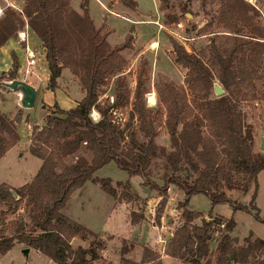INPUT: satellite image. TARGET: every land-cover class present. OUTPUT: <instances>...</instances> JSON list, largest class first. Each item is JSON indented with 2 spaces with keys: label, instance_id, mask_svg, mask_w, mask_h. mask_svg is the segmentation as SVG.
Wrapping results in <instances>:
<instances>
[{
  "label": "trees",
  "instance_id": "obj_1",
  "mask_svg": "<svg viewBox=\"0 0 264 264\" xmlns=\"http://www.w3.org/2000/svg\"><path fill=\"white\" fill-rule=\"evenodd\" d=\"M87 1H81L82 10L78 11L71 0H22L21 11L6 7L0 16V46L26 23L39 36L49 73L47 88L57 86L62 68L67 67L83 90L73 107L61 108L56 102L45 105L44 123L33 126L30 133L29 151L41 159L32 178L18 186L0 182V203L13 209L11 217L5 209L0 210V255L15 243H23L57 264H96L104 238L66 215L63 208L71 193L87 180L98 182L112 196H117V187H121V200L140 199L129 179L116 180L113 185L109 176H97L100 167L114 161L130 176H141L149 190H158L157 221L167 203L169 184L184 191L180 201L183 221L165 242V254L191 264H264V238L251 233L239 242L232 234L236 225L233 216L209 213L197 223L194 220L202 213L189 207L191 194L202 192L212 205L228 202L233 210H246L264 222L255 203L257 174L264 169V156L255 151L253 126L239 106L241 100L257 97L256 80L262 76L264 23L259 8L251 0H215V14L199 30L205 31L213 22L225 30H213L199 51L188 50L169 36L174 61L185 69L183 83L158 72L152 83L157 104L150 106L146 103L151 79L148 59L140 58L133 89L124 72L127 58L122 50L133 42V26L121 43L111 44L107 31L96 26ZM119 1L136 9V0ZM190 2L185 0L180 9H187ZM158 7L165 10L173 3L159 0ZM166 20L178 22L179 16L169 11ZM13 60L8 72L2 71L10 79L18 75L15 55ZM111 77L115 81L112 99L104 103L99 90ZM214 82L223 87V94H213ZM129 104L127 120L113 118L111 113ZM93 109L99 113L96 119L91 115ZM19 114L11 117L0 108V157L20 139L16 129ZM158 114L164 117L169 148L156 141ZM155 156L164 158L162 184L150 175ZM232 188L243 193L252 189L249 201L232 198L227 193ZM18 208L22 213H15ZM129 215L132 224L144 217L143 210H130ZM214 224L219 225L217 237ZM75 235L93 239L88 246H73ZM121 259L124 264H162L161 254L147 246L139 262L124 255Z\"/></svg>",
  "mask_w": 264,
  "mask_h": 264
},
{
  "label": "rangeland",
  "instance_id": "obj_2",
  "mask_svg": "<svg viewBox=\"0 0 264 264\" xmlns=\"http://www.w3.org/2000/svg\"><path fill=\"white\" fill-rule=\"evenodd\" d=\"M0 1L2 2V0ZM10 1L14 2L17 6H21L22 4V0ZM81 1L82 0H71V3L75 8L81 9ZM184 1L185 0H171L173 7L162 10L158 7L159 0H137V9H131L122 4L119 0H112L113 5L110 7L116 13L106 11L98 0L87 1L90 15L96 22H99L102 30L106 31L109 28L111 29L108 35L109 41L112 42L111 44L121 43L126 35L131 32L130 28L133 26V42L130 47L122 50V53L127 58V65L124 68V72L129 87L133 89L135 86V70L139 64V60L142 57L148 59L151 66L150 92H148H153L155 94V102L149 104V93H146V103L150 106H155L157 104V95L152 83L156 80L158 72L166 73L178 84L183 83L185 69L174 61V53L169 36L175 37L178 41L183 43L188 50L199 51L201 47L207 45L209 38L213 34V30L218 32L225 30V28L217 22H213L205 31L199 30V27L209 21L215 14L217 8V2L215 0H206L204 4H201L200 0H191L187 9L181 10L180 6ZM251 2L256 4L259 8L260 19L264 23V0H251ZM135 10L139 12H135ZM169 11H175L178 14V22H168L166 20V13ZM124 16L140 18L142 21L134 22ZM158 20L161 22V27ZM25 30L28 45L36 50L35 63L31 66V68L35 70V73L32 72V69L30 73H26V76L33 75L37 79L38 91L33 106H21L16 98L17 94L13 91L7 92L6 87L2 85V81H10L11 79L8 77L7 73L3 74L2 72L4 68H9V64L0 54V108L9 113L11 117H14L20 112L19 118L16 121V129L20 139L17 144H15V147L12 148L4 158L0 159V182L7 181L13 184L23 183L20 181V178L26 177L30 172L34 174L39 167V158L29 151V134L33 126H40L44 123L42 114L45 110H43L42 105L45 100V91L47 90L46 85L48 81V68L40 38L30 26H27ZM182 36H185L186 39H183ZM17 37V35L10 37L5 47H7L10 53L12 64L14 61L13 56L15 55L17 70L18 72H22L26 58L24 49L18 42ZM21 76L22 78L25 77L23 74ZM58 78L61 84L52 89L55 90L59 87L56 91L58 97L61 93H68L72 98L81 95L80 89L82 90V88L80 84L78 87L75 83L71 82L67 76V72L62 73ZM114 82V78H109L99 90V99L104 103L111 102ZM256 86L257 97L249 100H241L239 106L245 114L246 120L253 126L254 149L255 151L261 152L264 156V149L260 147L261 138L264 136V65L262 68V76L256 80ZM49 94L53 96V91ZM213 94H215L214 91ZM56 103L59 105L58 102ZM129 107L130 104L119 107L116 113H111L113 118L120 120V122L127 120ZM46 108L45 106V109ZM91 115L96 119L99 113L96 109H93ZM163 118L164 117L160 114L156 117L155 126L158 129L156 141L169 148V138L166 127L163 124ZM134 124L136 125L135 122ZM137 135L140 139H144L143 134L139 130H137ZM19 152L21 153L19 154ZM85 154L87 157H90L89 152H85ZM67 160L71 161L72 157H67ZM165 171L164 158L160 156L153 157L150 167L152 179L162 184V176ZM96 174L99 177L109 176L112 179L113 185H115L116 180L129 179L132 190L140 195V199L138 200H121L118 197L121 187H117V196H112L102 190L98 182L88 180L86 182L85 195H81L80 200L76 201L73 199L68 204V209H72V207L76 205L81 218L85 220L92 229L98 230L99 228H105L114 232H97L98 235L104 238L105 245L99 250V253L103 256L95 260L96 264H124L121 255L139 262L142 258L145 246L161 254L162 264H191L179 258L166 256L163 247L167 239L171 236L174 227L181 224L183 221L180 208V201L184 198V191L182 189L183 193L179 192L181 190H179L180 188L175 184H169L167 189L168 205L166 203L160 221H157L155 218V211L158 200L160 199V196L157 195L158 190H149L147 186H144L141 176H130L126 170L118 167L114 161H109L100 167L96 171ZM257 181L258 188L255 196V203L259 208L260 216L264 217V169L258 172ZM146 188L149 190L148 194ZM251 190L243 193L240 188H232L227 189V193L232 198L247 203L250 199ZM85 197H88L89 200L84 204L82 203L83 211H80L79 207L81 201L83 202ZM155 198L158 199L157 202ZM110 199L113 209L116 208L117 203L123 202L124 205H120V209H116V211L112 210V215L104 222V216L109 212ZM189 207L202 213L200 217L194 220L197 223L201 221V217H208L209 213H211V216L217 214L224 217L233 216L236 225L232 234L238 237L239 242H243L244 237L251 235V233L254 236L264 238V222L255 219L252 213L246 210H233L228 202H217L212 205L209 198L204 193L197 192L191 194L189 198ZM1 209H5L7 217L13 215V209L8 208L3 203H0V210ZM14 210L15 213H22V209L20 208ZM124 210L126 213H124ZM130 210H135L137 212L143 210L144 217L137 223L138 225H130L132 224L130 222ZM218 227V224H214V235L216 237ZM92 239L93 236L88 235L86 239H79V242L88 246L89 241H92ZM76 242L78 241L75 240L73 242L74 246ZM215 242L216 240L211 241L212 247L215 245ZM121 247L123 251H121ZM0 264H52V260L46 255L40 254L34 250H30L25 254L18 245H14L1 256Z\"/></svg>",
  "mask_w": 264,
  "mask_h": 264
},
{
  "label": "crops",
  "instance_id": "obj_3",
  "mask_svg": "<svg viewBox=\"0 0 264 264\" xmlns=\"http://www.w3.org/2000/svg\"><path fill=\"white\" fill-rule=\"evenodd\" d=\"M99 1V3L101 4V6L106 10V11H108V12H111V13H116V12H114L112 9H111V5H113V3H112V0H98ZM137 1V0H136ZM3 3V1L1 2L0 1V4H2ZM72 4V3H71ZM138 4V3H137ZM73 6V5H72ZM74 7V6H73ZM75 8V7H74ZM76 10H78V11H81V9H78V8H75ZM136 9H137V6H136ZM134 11V10H133ZM139 12L138 10H135V12ZM121 16H123V15H121ZM124 17H126L127 19H129V20H131V21H134V22H137V21H142V19H140V18H136V17H129V16H124ZM93 20H94V22H95V24H96V26H100L99 25V22H96L95 21V19L93 18ZM158 22H160L159 20H158ZM160 24H161V22H160ZM28 26V25H27ZM29 27V26H28ZM107 31V39H108V41H109V37H108V35H109V33H110V31H111V29L109 28L108 30H106ZM18 38V37H17ZM8 39H10V37L8 38ZM7 39V40H8ZM7 40L0 46V54L3 56V59L4 60H6L7 61V63L9 64V68H11L12 66H13V64H12V60H11V58H10V53L8 52V50H7V47H5V44H6V42H7ZM110 42V41H109ZM110 43H112V42H110ZM44 52V51H43ZM8 68V69H9ZM14 68H17L16 66L14 67ZM8 69L7 68H4L3 69V71H8ZM32 69V68H31ZM18 71V70H17ZM35 70H33L32 69V72H34ZM64 72H67V76H68V78L71 80V82H73V83H75L76 84V86H78L79 87V83H78V81H77V79H76V77L70 72V70L67 68V67H63L62 68V71H61V74L62 73H64ZM19 73V75H17V78H22V72H18ZM35 73V72H34ZM164 73V72H163ZM49 74V73H48ZM60 74V75H61ZM166 74V73H165ZM23 75H25V77H23L22 79H25L27 82H29V83H31L32 85H34L35 86V88L37 89V91H38V88H37V79H36V77L35 76H26V74L24 73ZM21 76V77H20ZM59 79V78H58ZM61 83H59V81H58V84H57V86H59ZM62 86V85H61ZM46 88H47V85H46ZM58 88L59 87H57L55 90H52V89H50V88H47V90L45 91V94H46V96H45V100H44V102H43V105H42V108H43V110H45V112L42 114V119H43V117H44V114L46 113V109H45V105L47 104V105H52L54 102H58L59 103V105H60V107L61 108H65V109H67V108H69V107H73L76 103H77V100H79L81 97H82V95H83V91L80 89V91H81V95L79 96V97H76V98H72L68 93H64V94H60V96L58 97L57 96V93H56V91L58 90ZM53 91V96L52 95H50L49 93H51L52 91ZM47 92H49V93H47ZM16 93V92H15ZM17 94V100L19 99V97H20V95L18 94V93H16ZM31 133V132H30ZM29 139H30V134H29ZM15 144H17V143H15ZM15 144L14 145H12L4 154H3V156H1L0 157V159L1 158H4L5 156H6V154L8 153V152H10V150L12 149V148H14L15 147ZM21 152H19V154H20ZM39 158V157H38ZM38 162H40L41 163V159L39 158V160H38ZM40 163H39V165H40ZM35 174V173H34ZM34 174H32V172H30L29 173V175H27L26 177L24 176V177H21L20 179V181H22L23 183L24 182H26V181H28V180H30L31 178H32V176L34 175ZM88 181V180H87ZM86 181V182H87ZM7 182V181H6ZM86 182L81 186V187H79V188H77V189H75L72 193H71V195H70V198H69V200L67 201V204H66V206L63 208V212L66 214V215H68V216H70L71 218H73V219H75V220H77V221H79V222H81L82 224H84L86 227H88V228H90L91 230H93V231H95V232H101V233H105V232H110V233H114V232H112V231H109V230H107V229H105V228H99L98 230L97 229H92V227L88 224V223H86L85 222V220H83L82 218H81V215H80V213L78 212V210H77V207H76V205H74L73 207H72V209H68V204L73 200V199H75L76 201L77 200H80L81 199V195H85V193H86V191H85V189H86ZM9 184H11V185H13V186H18V185H21V184H13L12 182H8ZM99 184V183H98ZM179 190H181V189H179ZM85 192V193H84ZM179 192H181V193H183V191L181 190V191H179ZM156 199V198H155ZM88 197H85L84 198V201L82 202L81 201V205H80V207H79V210L80 211H83V206H82V203L84 204V203H86V202H88ZM157 200L158 199H156V202H157ZM149 201V200H148ZM109 205H110V207H109V212H108V214L107 215H105L104 216V222L106 221V219H108L111 215H112V210H115L116 211V209L118 210V209H120V205H124V203L122 202V203H117V206H116V208H114L113 209V207H112V202H111V199H110V202H109ZM167 205H168V202H167ZM124 213H126V211L124 210ZM137 224V223H136ZM136 224H130L131 226H135ZM138 225V224H137ZM76 238V239H75ZM79 239L80 240H82V239H86V238H81L80 236H78V235H75V236H73L72 238H71V244L73 245V242L75 241V240H77L78 242H76V243H74L75 244V246L76 245H82V246H86L85 244H83L82 242H79ZM14 245H18L19 246V248H21L22 249V251L24 252V248H28V251L27 252H25V254H27L30 250H34V251H37L38 253H40V254H43V253H41L38 249H35V248H33V247H31V246H24V244L23 243H15ZM13 245V246H14ZM74 246V245H73ZM164 247V246H163ZM165 254V253H164ZM166 256H169V255H167V254H165ZM1 256L2 255H0V258H1ZM101 256H103L102 254H101ZM52 264H57V263H55V262H53L52 261Z\"/></svg>",
  "mask_w": 264,
  "mask_h": 264
},
{
  "label": "water",
  "instance_id": "obj_4",
  "mask_svg": "<svg viewBox=\"0 0 264 264\" xmlns=\"http://www.w3.org/2000/svg\"><path fill=\"white\" fill-rule=\"evenodd\" d=\"M3 86L6 87V91L16 92L20 95L18 101L23 107H31L35 103L36 96H37V89L34 85L27 82L25 79L22 78H13L10 81H2ZM213 91L215 95H221L224 93L223 87L218 83L214 82L213 84ZM260 147L264 149V136L261 138ZM13 195L16 196L15 191L11 190ZM147 194L149 190L146 188ZM28 248H24V252H27Z\"/></svg>",
  "mask_w": 264,
  "mask_h": 264
},
{
  "label": "built area",
  "instance_id": "obj_5",
  "mask_svg": "<svg viewBox=\"0 0 264 264\" xmlns=\"http://www.w3.org/2000/svg\"><path fill=\"white\" fill-rule=\"evenodd\" d=\"M3 3L0 4V16L3 14L4 9L6 7H13L18 9L19 11H21L20 6H17L14 2L10 1V0H2ZM160 27L162 26L159 23ZM27 27V23L25 24L23 29H20L17 31V40L18 42L22 45L23 49H24V53H25V65L23 66L22 69V73L26 74V73H30L31 72V66L35 63V52L36 50L33 49L31 46L28 45L27 43V34H26V30L25 28ZM183 39H186L185 36H182Z\"/></svg>",
  "mask_w": 264,
  "mask_h": 264
},
{
  "label": "bare ground",
  "instance_id": "obj_6",
  "mask_svg": "<svg viewBox=\"0 0 264 264\" xmlns=\"http://www.w3.org/2000/svg\"><path fill=\"white\" fill-rule=\"evenodd\" d=\"M148 102L149 104H153L155 102V94L153 92L148 94Z\"/></svg>",
  "mask_w": 264,
  "mask_h": 264
}]
</instances>
